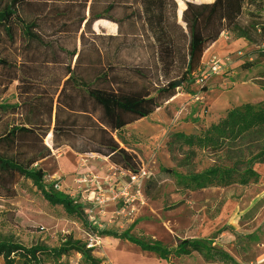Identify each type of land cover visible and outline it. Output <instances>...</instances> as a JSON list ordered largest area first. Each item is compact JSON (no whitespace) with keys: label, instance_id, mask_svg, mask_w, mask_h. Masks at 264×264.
I'll use <instances>...</instances> for the list:
<instances>
[{"label":"rangeland","instance_id":"obj_1","mask_svg":"<svg viewBox=\"0 0 264 264\" xmlns=\"http://www.w3.org/2000/svg\"><path fill=\"white\" fill-rule=\"evenodd\" d=\"M176 1L178 22L189 36L190 73L179 65L169 78L181 83L177 98L124 131L122 146L139 157L141 172L132 175L101 156L62 148L38 164L46 173L43 186H54L84 204L85 215L101 230H131L170 249L177 239L209 238L240 264H264V164L254 166L260 180L247 187L199 192L180 193L177 180L163 172L199 173L214 165H232L240 157L247 160L264 148L263 137L253 135L228 153L198 151L190 167H181L188 150L171 147L177 134L201 135L233 108L264 100V0L246 9L230 29L223 0ZM139 2L90 0L82 30L56 37L74 55L72 64L146 66L156 86L166 85L155 40L141 11L137 13ZM19 11L27 22L35 18L26 14L25 5ZM6 54L16 57L13 49L0 46V56ZM6 85L0 79V104H16L17 83ZM51 138L46 140L50 146ZM16 191L14 198H0V240L58 247L74 237L88 242L102 264H221L206 262L198 253L162 261L129 242L92 235L62 208L51 206L30 181L21 182ZM81 259L74 254L59 264H79Z\"/></svg>","mask_w":264,"mask_h":264},{"label":"trees","instance_id":"obj_2","mask_svg":"<svg viewBox=\"0 0 264 264\" xmlns=\"http://www.w3.org/2000/svg\"><path fill=\"white\" fill-rule=\"evenodd\" d=\"M139 1L144 23L157 46L166 82L161 87L153 83L152 70L146 66L72 64L74 55L61 47L56 37L82 30L90 0L62 4L0 1V46L13 49L16 55L0 56V79L7 81L6 89L17 83L18 92L16 104H0V198H14L17 186L30 181L51 206L62 208L68 218L94 236L129 242L166 262L198 253L206 262L240 264L209 238L177 239L176 247L170 249L161 241L136 237L131 230H101L85 215L84 204L54 186H43L46 173L38 164L62 148L77 155L101 156L132 175L141 172L139 157L122 146L124 131L178 95L181 83L169 80L170 75L179 65L190 73L191 60L187 56L188 33L177 19V1ZM257 1L223 0L227 29L236 25L246 9L257 7ZM22 5L27 15L35 16L32 22L22 18ZM50 135L51 146L46 142ZM253 135L263 137L264 145V100L233 108L201 135L177 134L171 147L188 150L180 165L190 167L196 152L228 153ZM256 164H264V148L247 160L240 157L232 165H214L199 173L163 172L177 180L180 193L199 192L256 183L260 180ZM93 253L88 242L74 237L58 247H27L11 239L0 240V264H59L74 254L82 258L79 264H102Z\"/></svg>","mask_w":264,"mask_h":264},{"label":"crops","instance_id":"obj_3","mask_svg":"<svg viewBox=\"0 0 264 264\" xmlns=\"http://www.w3.org/2000/svg\"><path fill=\"white\" fill-rule=\"evenodd\" d=\"M77 1V0H76ZM139 7H138V10H137V13L138 12H140L141 14H143V11H142V8H141V6H140V3H139V5H138ZM143 19H144V16H143ZM143 26H144V24H143ZM146 27V26H145Z\"/></svg>","mask_w":264,"mask_h":264},{"label":"built area","instance_id":"obj_4","mask_svg":"<svg viewBox=\"0 0 264 264\" xmlns=\"http://www.w3.org/2000/svg\"><path fill=\"white\" fill-rule=\"evenodd\" d=\"M133 180H137V178L136 177H133Z\"/></svg>","mask_w":264,"mask_h":264},{"label":"bare ground","instance_id":"obj_5","mask_svg":"<svg viewBox=\"0 0 264 264\" xmlns=\"http://www.w3.org/2000/svg\"><path fill=\"white\" fill-rule=\"evenodd\" d=\"M175 98H177V96ZM175 98H173L172 100H174Z\"/></svg>","mask_w":264,"mask_h":264}]
</instances>
